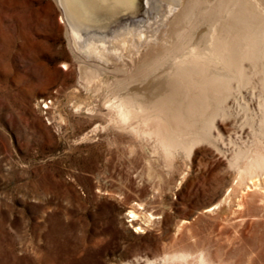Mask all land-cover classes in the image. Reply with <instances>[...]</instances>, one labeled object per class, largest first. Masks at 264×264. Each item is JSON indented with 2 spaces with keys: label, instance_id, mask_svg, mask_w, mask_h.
Returning <instances> with one entry per match:
<instances>
[{
  "label": "rangeland",
  "instance_id": "obj_1",
  "mask_svg": "<svg viewBox=\"0 0 264 264\" xmlns=\"http://www.w3.org/2000/svg\"><path fill=\"white\" fill-rule=\"evenodd\" d=\"M181 2H140V48L156 36L172 43L167 28ZM207 8L195 7V25ZM63 17L56 0H0V264H143L181 251L188 257L173 264H197L198 255L204 264H264V171L238 174L219 142L163 151L154 135L88 111L126 93L152 100L166 62L135 88L118 68L120 45L108 70L86 82ZM250 116L236 124L247 129ZM246 143L261 146L264 136Z\"/></svg>",
  "mask_w": 264,
  "mask_h": 264
},
{
  "label": "bare ground",
  "instance_id": "obj_2",
  "mask_svg": "<svg viewBox=\"0 0 264 264\" xmlns=\"http://www.w3.org/2000/svg\"><path fill=\"white\" fill-rule=\"evenodd\" d=\"M180 1L178 22H169L173 27L167 28L172 43L159 44L162 36H156V42L148 41L140 48L139 36L144 28L139 24L145 13L142 0H56L64 16L67 41L73 44L78 61L76 69L80 76L88 77L86 82L108 70L106 63L116 58V46L127 48V53L121 54L126 58L121 57L118 68L127 69L125 77L134 81L135 88L148 83L149 75L166 62L161 69L165 74L162 82H154L159 90L152 100L142 99L137 92L126 93L118 100L106 99L107 104L87 109L137 134L154 135L163 151L177 147L189 151L200 140L219 142V153L226 156L228 166L235 172H262L264 144L250 148L246 142L251 134L264 136V0H204L208 8L198 16L197 25L195 7L201 0ZM138 12L140 16L135 15ZM205 17L211 19L210 23L198 30ZM86 56L101 61H87ZM112 67L116 70V62ZM162 88L165 89L160 92ZM240 113L245 119L252 115L247 118L251 121L247 129L243 123L236 124ZM217 118L221 130L214 128L213 134ZM244 156L240 165L238 160ZM187 257V252H173L158 261L145 258L143 264H173ZM197 257L195 263L204 264L202 255ZM126 264L142 263L134 258Z\"/></svg>",
  "mask_w": 264,
  "mask_h": 264
}]
</instances>
